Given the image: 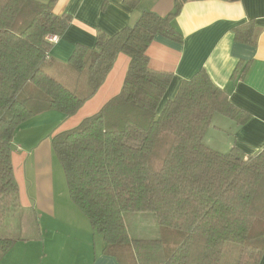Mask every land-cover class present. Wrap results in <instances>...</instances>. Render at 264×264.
<instances>
[{
  "label": "trees",
  "instance_id": "16d2710c",
  "mask_svg": "<svg viewBox=\"0 0 264 264\" xmlns=\"http://www.w3.org/2000/svg\"><path fill=\"white\" fill-rule=\"evenodd\" d=\"M137 5L140 0H128ZM171 13L144 11L115 34L98 32L94 47L78 44L70 63L86 69L88 91L79 95L50 74V51L71 16L55 12L56 0H0V229L20 207L12 162L16 131L27 119L50 110L74 115L106 80L118 55L130 57L121 91L77 126L52 137L73 201L102 235L120 264H222L226 243L241 245L238 264H260L264 254V149L246 156L221 152L204 142L216 113L245 123L237 107L203 68L164 101L173 80L156 70L147 50L157 36L176 42ZM236 38L257 44L252 23ZM152 212L173 230V243L131 238L124 214ZM13 238L0 237V252Z\"/></svg>",
  "mask_w": 264,
  "mask_h": 264
},
{
  "label": "crops",
  "instance_id": "0c3cea01",
  "mask_svg": "<svg viewBox=\"0 0 264 264\" xmlns=\"http://www.w3.org/2000/svg\"><path fill=\"white\" fill-rule=\"evenodd\" d=\"M174 5L175 0H140L137 5L128 0H56L55 12L70 15L71 21L53 44L48 70L65 85L72 83L67 71L76 79L86 71L72 70L70 58L78 44L92 48L98 32L115 34L135 24L144 11L165 16ZM174 23L183 41L157 36L147 50L154 69L173 73L164 101L204 68L231 101L250 114L239 124L216 113L205 132V144L221 152L237 147L246 156L259 153L264 149V0H189ZM247 23L258 32L255 45L236 38V29ZM129 63L130 57L121 52L104 83L74 115L50 110L27 119L16 131L12 162L20 207L0 229L1 238L15 240L0 252V264H120L107 253L104 238L73 201L52 137L77 126L117 95ZM44 121L49 122L47 127H42L47 125Z\"/></svg>",
  "mask_w": 264,
  "mask_h": 264
},
{
  "label": "rangeland",
  "instance_id": "374dc122",
  "mask_svg": "<svg viewBox=\"0 0 264 264\" xmlns=\"http://www.w3.org/2000/svg\"><path fill=\"white\" fill-rule=\"evenodd\" d=\"M47 65L48 64L45 65L46 68H47ZM61 70H62V72L63 71L65 72L64 68H62ZM72 70H75L76 72H78V74H80V72H82V71H79L77 69H72ZM67 72L69 73V76H70L69 77L70 79H67V80L72 81V83H70V84L68 83V84H66V86L69 87L70 89L74 90V91L78 90L79 95L85 94L86 93L85 88H87L85 86L88 84L87 83L88 82L87 71H84V73L79 76V79H76V77H72L74 74L70 73L69 71H67ZM50 74H52V76H54L55 78H57V76H58V74L53 73L52 70H51ZM75 85H76V87H75ZM122 87H123V85H122ZM122 87H121V89H122ZM88 88H89V86H88ZM44 123L47 125L42 126V127H47L49 125L48 121H44ZM43 129L41 131H43ZM44 131L46 132L45 129H44ZM58 166H60L59 167L60 173L63 174V176H66V175H64L65 172L63 171V166L61 165L60 162H59ZM124 218H125L126 226H127V229H128V232H129L131 238H161V239H164V241H166V243L170 244V243H173V240L176 237L172 234L173 230L169 229L168 227L162 226L157 221L156 217L154 216V214L152 212H149V211H146V212H126L124 214ZM240 251H241V245L240 244L234 243V242L226 243L225 248H224V255H223L222 264H238Z\"/></svg>",
  "mask_w": 264,
  "mask_h": 264
},
{
  "label": "built area",
  "instance_id": "2783aa9c",
  "mask_svg": "<svg viewBox=\"0 0 264 264\" xmlns=\"http://www.w3.org/2000/svg\"><path fill=\"white\" fill-rule=\"evenodd\" d=\"M59 38L57 36H51L50 40L53 41L54 43L58 40Z\"/></svg>",
  "mask_w": 264,
  "mask_h": 264
}]
</instances>
